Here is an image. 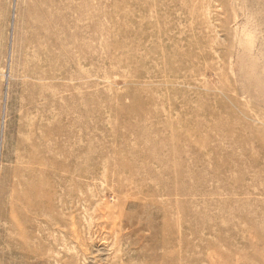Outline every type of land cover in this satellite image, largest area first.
<instances>
[{"label":"rangeland","instance_id":"obj_1","mask_svg":"<svg viewBox=\"0 0 264 264\" xmlns=\"http://www.w3.org/2000/svg\"><path fill=\"white\" fill-rule=\"evenodd\" d=\"M0 264H264V0H0Z\"/></svg>","mask_w":264,"mask_h":264}]
</instances>
